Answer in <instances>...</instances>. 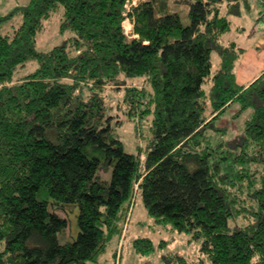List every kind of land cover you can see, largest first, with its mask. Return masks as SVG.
<instances>
[{
	"label": "trees",
	"instance_id": "obj_1",
	"mask_svg": "<svg viewBox=\"0 0 264 264\" xmlns=\"http://www.w3.org/2000/svg\"><path fill=\"white\" fill-rule=\"evenodd\" d=\"M134 3L31 0L0 18L23 21L0 34V264H97L125 236L138 197L155 221L202 239L200 258L166 264H264V73L240 86L244 48L223 41L242 3L177 0L188 25L170 0ZM59 11L72 36L42 52L38 36ZM31 62L37 70L21 75ZM141 77L150 89L127 85ZM110 88L123 92L130 119L147 121L138 155L108 113ZM233 104L250 116L231 149L209 133H227L214 123ZM102 165L114 167L109 182ZM69 208L79 237L63 243L69 223L58 212ZM133 245L156 249L150 238Z\"/></svg>",
	"mask_w": 264,
	"mask_h": 264
},
{
	"label": "rangeland",
	"instance_id": "obj_2",
	"mask_svg": "<svg viewBox=\"0 0 264 264\" xmlns=\"http://www.w3.org/2000/svg\"><path fill=\"white\" fill-rule=\"evenodd\" d=\"M31 0H0V18L11 14L16 8L28 5ZM172 4L171 12H177L182 16L183 25H188L190 20L187 14L185 5L176 3L177 0H170ZM135 3L138 0H134ZM244 3L238 14H230V20L233 24V30L226 34L223 41L225 43L236 42L244 50L250 51L257 46L261 41L262 34H254L257 28V15L255 11H249ZM62 11L54 14L45 23V28L39 34L37 39V48L42 52L64 44L66 40L71 38L72 32L62 33L60 31ZM23 23L20 15H15L13 18L7 19L0 23V34L12 35L13 31ZM126 34H131L133 28L131 20L126 23ZM263 38V37H262ZM214 68L216 72L219 64L218 54L213 56ZM37 63L31 62L26 65L25 69H21V75H27L30 72L37 70ZM146 78H133L127 81V85H134L144 89H150L145 81ZM107 106L108 113L114 116L116 131L124 142L126 152L130 154H139V147L145 146L146 142L142 141L141 135L148 134L147 121H142L139 117L130 119L128 117V108L124 103L123 92L116 88H110L107 91ZM240 110L239 104H233L222 118L214 123L216 128H226L227 133H218L211 128L210 135H213L214 143L225 142L227 148H233L239 142L240 135L245 130V122L250 116V112L237 116ZM143 156V155H141ZM145 156V155H144ZM143 156V157H144ZM142 157V158H143ZM114 167L102 165L99 177L104 181H111ZM134 204V202H133ZM63 217L68 218V229L65 234L60 235L61 241H75L79 236L80 227L78 224V209H67V212H58ZM125 236L121 240L115 237L109 244L107 251L100 257L97 264H166V261L171 255H179L185 257L189 262H194L201 257L202 239L194 238L191 233L180 232L173 228V225L162 224L155 221V218L150 215L145 208L143 199L136 198L135 204L132 207V214L127 220ZM241 223H243L241 221ZM139 238H150L155 244V251L148 255L136 253L134 242ZM206 264H211L206 258Z\"/></svg>",
	"mask_w": 264,
	"mask_h": 264
},
{
	"label": "crops",
	"instance_id": "obj_3",
	"mask_svg": "<svg viewBox=\"0 0 264 264\" xmlns=\"http://www.w3.org/2000/svg\"><path fill=\"white\" fill-rule=\"evenodd\" d=\"M249 11L257 15V28L254 34H262L261 41L250 51L244 50L236 66V81L240 86H248L264 73V0H240ZM241 5V7H242ZM241 9V8H240Z\"/></svg>",
	"mask_w": 264,
	"mask_h": 264
},
{
	"label": "built area",
	"instance_id": "obj_4",
	"mask_svg": "<svg viewBox=\"0 0 264 264\" xmlns=\"http://www.w3.org/2000/svg\"><path fill=\"white\" fill-rule=\"evenodd\" d=\"M135 4V3H134ZM128 8H130V4L128 3L127 5H126ZM130 19H127V21L124 23V28H125V26H126V23L129 21Z\"/></svg>",
	"mask_w": 264,
	"mask_h": 264
}]
</instances>
